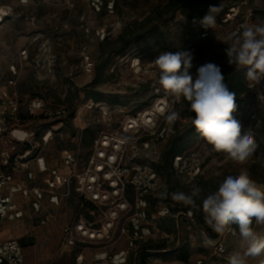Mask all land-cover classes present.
<instances>
[{
    "label": "built area",
    "instance_id": "1",
    "mask_svg": "<svg viewBox=\"0 0 264 264\" xmlns=\"http://www.w3.org/2000/svg\"><path fill=\"white\" fill-rule=\"evenodd\" d=\"M64 1L74 8L78 0ZM84 1L92 2L97 10L103 7V0ZM248 3L249 0H242L233 4L219 18L218 27L234 29L236 35L245 25L254 24L253 10H244ZM219 13H213L215 19ZM13 16L12 6L0 5V27ZM209 36L210 32L203 30L201 37ZM26 54L23 51L20 56L27 57ZM88 67L91 71L92 64ZM12 70L16 74V66ZM249 83L255 90L257 84ZM261 86L264 89V80ZM153 96L152 103L140 110L126 106L106 109V105L92 102L85 107L87 113L75 111L71 121L77 129V141L62 149L56 164L50 165L44 152L54 138L56 127L45 129L36 125L35 130L27 124L37 123L39 118L62 123L69 109L63 105L51 107L40 97L21 96L17 80H6L1 74L0 229L4 222H16L24 217L18 194L29 198L38 225H46L52 217L50 209L43 204L48 196L52 205L68 200L75 206V212L62 226L59 258L63 260L41 264H155L152 254L166 249L147 250L150 255L143 263L141 251L153 241L169 237L163 226L167 220L178 234L188 233L191 247L198 241L197 233L202 235L200 244L228 264V257L234 251L223 239H211L208 231L201 229L198 205L186 206L172 198L177 192L170 189L166 176L158 168L177 120L168 123L166 116L176 112L183 98L176 101L161 86L155 87ZM96 109L98 120L90 118ZM88 128L96 131L90 145L84 140V131ZM206 159L198 151L180 155L173 161L174 175L180 183L189 184L203 173ZM33 165H37L36 171L31 169ZM41 174L44 177L40 178ZM29 182L36 184L31 186ZM232 229L230 226L226 232ZM262 255L251 257L250 261L258 262ZM0 264L39 263L28 262L21 238L11 233L0 241Z\"/></svg>",
    "mask_w": 264,
    "mask_h": 264
},
{
    "label": "rangeland",
    "instance_id": "2",
    "mask_svg": "<svg viewBox=\"0 0 264 264\" xmlns=\"http://www.w3.org/2000/svg\"><path fill=\"white\" fill-rule=\"evenodd\" d=\"M114 1L115 9H113V0H108L109 10L103 11L97 10L90 1L84 3L79 0L74 8H70L64 0H0V5L14 8V16L0 27V75L3 74L6 80L16 79L26 92L24 96L43 98L51 107L63 105L68 108L71 104L68 99L72 98L74 105L77 106L76 111L87 113L85 108L87 104L98 102L87 98V95L97 90L104 95L100 103L106 105V109L110 106H126L130 110H140L143 108L139 106L146 104L147 107L152 103L151 96L159 81L158 69L152 61L161 52L190 51L193 55V67L189 71L195 80L198 67L206 63L219 66L221 43L232 38L234 32L231 28L222 30L217 26L216 21L212 28H204L201 24L194 26L177 13L168 21L166 27H162L163 31L171 32L170 44L165 46L161 43L156 44L153 38L131 39L130 30L133 23L142 20L149 13L155 15L153 12L158 6H164L168 0ZM238 1L218 0L222 8ZM252 7L255 9L254 24L264 21V0L257 1ZM127 28L129 31L124 41L131 39L132 42L128 43L125 51L113 55L107 67V74L111 75V78L104 83L91 86L95 79V67L102 60V40L106 36L116 40ZM205 29L210 32L208 39L201 38ZM190 34H195L198 40L196 49H188V46L183 44V38ZM23 51L27 52V57L20 56ZM89 64H92L91 71L87 70ZM13 66H16V74L12 70ZM255 84H257L256 88L248 95V104L240 115L243 118L240 123L242 134L248 129L254 131L258 145L256 151L245 161L237 162L224 152L211 151V146L199 136L188 151H198L207 158L201 176L212 178V176L239 173L242 169L248 171L254 164L264 166V98L261 99L264 95L261 86L263 80ZM185 109L186 105L182 104L176 110L179 114L177 120L183 118L179 126L182 132L188 129L185 126L189 122V118L182 115ZM92 116L90 117L92 119L100 118L97 109L92 111ZM36 122L27 124L28 128L36 130V125L45 129L53 125L56 127L54 138L44 152L48 163L57 161L61 157L62 149L70 147L77 141V129H74L75 123L71 121L70 116H67L62 123L48 118H39ZM163 174L171 190L174 188V192H182V188L186 185L180 183L177 176L173 173L169 176L167 172ZM193 185L194 183L191 186ZM22 201L26 214L23 220L13 224L12 233L21 238L29 263L41 264L52 260H63L59 258L62 226L74 214L75 206L69 202L52 205L44 200L43 204L50 209L52 217L46 225L40 226L29 198L22 197ZM171 224V221L167 220L163 226L171 228ZM251 227L258 237H264V223L258 224L253 219ZM208 234L211 239L213 235L216 236L209 231ZM167 235L169 237L166 239H158L151 245V248H155L154 246L159 243L166 249L163 253L152 254V259L156 260L155 264H198V261H202L203 264H224L225 262L214 256L210 248L205 247L207 250L199 248L202 240V235L199 233L194 247L190 246L188 233L185 231L178 234L173 230ZM217 236H220L226 246L234 252L243 254L247 248V242L241 237L239 228L235 232H226ZM186 250L190 257V261L187 262L181 259ZM250 258H246V264H264V255L260 256L258 262H252Z\"/></svg>",
    "mask_w": 264,
    "mask_h": 264
},
{
    "label": "clouds",
    "instance_id": "3",
    "mask_svg": "<svg viewBox=\"0 0 264 264\" xmlns=\"http://www.w3.org/2000/svg\"><path fill=\"white\" fill-rule=\"evenodd\" d=\"M219 7H210L201 20L204 28L215 25ZM229 64L237 68H247L246 80L260 83L264 80V21L243 27L242 33L227 48ZM190 51L161 52L152 61L159 72V84L165 93L176 101L181 98L189 103V110L195 115L192 124L195 131L211 146V151L224 152L237 162H243L256 151L258 145L252 129L242 134L241 123L234 118L236 93L229 90L219 66L206 63L197 68L193 80L190 69L193 67ZM178 113L166 116L168 123L178 118ZM201 189L194 187L190 194L173 193L172 198L186 206H196V198ZM202 210L206 223L218 234L224 233L235 224L241 237L247 242L242 254L234 252L228 257V264H246L247 257L264 253V237H258L251 227L264 223V187L252 179L247 170L236 175H228L219 183L218 189L202 200Z\"/></svg>",
    "mask_w": 264,
    "mask_h": 264
},
{
    "label": "trees",
    "instance_id": "4",
    "mask_svg": "<svg viewBox=\"0 0 264 264\" xmlns=\"http://www.w3.org/2000/svg\"><path fill=\"white\" fill-rule=\"evenodd\" d=\"M79 1V0H78ZM81 2H84V0H80ZM242 0H239L238 2H241ZM257 1L259 0H249L248 6L244 8L246 9H252L253 13L255 15V9L252 7ZM233 2L230 6H227L226 8H222L218 0H168V2L164 6H158L157 10H155V15L150 14L143 18L142 20L135 21L133 25L131 26L130 34L132 36L131 39H155L156 44H163L168 45L169 40L171 39V32L169 30L163 31L162 27H166L168 21L176 16L177 13H179L182 17H184L187 21L191 22L193 25L194 23L200 22V20L209 12L210 7H219V16L215 19L218 26L219 18L224 15L226 12H228V9L235 3ZM108 0H104L103 7L101 10L108 11ZM113 9H115V1L113 0ZM102 11V12H103ZM163 24V26H162ZM200 25V24H199ZM222 30H224L222 28ZM128 28L123 31V33L115 40L111 39L110 36H106L102 42V60L99 62L95 67V79L92 82L91 86H96L100 83H104L107 80L111 78V75L107 74V67L111 63L113 55L120 54L123 51H125L128 48V43L132 42L131 39L125 40V36L128 33ZM242 33L240 31L238 34L232 33L231 37L228 41H225L224 43H221L222 50H220V57H219V67L221 69V72L224 76V82L227 84L230 91L236 93L235 102L237 105L236 111L233 113V116L235 119H237L239 122L242 121V116H240L243 113V110H245V107L247 106L248 101V95L251 94L254 90L250 88V83L248 80H246V72L247 68H237L236 65L229 64L228 56H227V48H230L234 42V40ZM202 38V37H201ZM206 39V38H202ZM208 39V38H207ZM219 40V39H217ZM216 43V42H215ZM119 44L120 47L118 46ZM183 44L188 46V49H196L198 48V40L195 36V34H190V36H185L183 38ZM149 85V84H148ZM156 86H160L159 82ZM155 86V87H156ZM154 87V88H155ZM17 91L21 96H24L26 92L25 90L21 88V84L17 81ZM34 97V96H31ZM87 98H92L98 102L102 101L104 98V95L102 92L94 90L91 93L87 95ZM151 98H154L152 95ZM152 100V99H151ZM68 102H70L69 109V115L70 119L74 117L75 111H76V104L74 105L73 99L69 98ZM147 103V102H146ZM182 104L186 105V111L182 113V115L185 118H189L188 124L185 126V128L188 127V129L184 130L183 132L179 130V126L182 122V117L179 120H176L174 122V129L175 134L172 136L170 142L168 145L165 146L162 160L158 164V168L160 171H163V173L167 172L169 176L173 172V161L176 157H179L180 155L189 154L193 151H188L189 147L193 144V142L199 137V134L195 131V128L192 124V118L194 117V113L189 110V103L186 100H182L180 104L177 105V108L181 106ZM146 104H143L139 106L140 108H144ZM177 110V109H176ZM238 115V116H237ZM96 131L92 128H88L84 131V140L85 144L90 145L92 141H94ZM248 172L250 173L253 180H255L258 184H264V166L259 164L252 165ZM238 173L229 174V175H236ZM203 174H199L195 180L189 184H183L186 185L182 189V192L186 194H190L192 189L194 187H199L201 189L200 196L196 198V205L199 206V210L197 211V216L199 219V226L201 229H205L206 231L212 232L213 238L216 241H219L221 239V235L218 237L217 233L212 230L211 227L206 223L205 221V214L202 210V200L205 198L208 194L215 192L218 189L219 183L222 182L228 175L223 176H212V178H207L204 176H201ZM194 183L193 186H191ZM176 187V186H175ZM174 190V188H172ZM171 228H165L168 233H171L174 230L173 224H171ZM208 225V227H207ZM206 226V227H205ZM232 230L230 232H235L236 229H238V226L235 224H232ZM229 232V233H230ZM202 241V240H201ZM155 248H151L150 246H147L143 248L141 251V262L143 263L146 259V257L150 254H148L147 250H163L165 248L162 247L161 244H157L154 246ZM228 247V246H227ZM200 249H206L204 246H199ZM229 248V247H228ZM171 252V250L169 251ZM163 253V252H158ZM217 257V256H216ZM181 259H183L185 262L190 261L189 260V253L186 250L184 255L181 256Z\"/></svg>",
    "mask_w": 264,
    "mask_h": 264
},
{
    "label": "crops",
    "instance_id": "5",
    "mask_svg": "<svg viewBox=\"0 0 264 264\" xmlns=\"http://www.w3.org/2000/svg\"><path fill=\"white\" fill-rule=\"evenodd\" d=\"M47 160V159H46ZM50 163V165H54V164H56V161H49ZM31 169L32 170H34V171H36V169H37V165H33L32 167H31ZM44 175L45 174H41L40 175V178H42V177H44ZM30 183V185L31 186H33V185H35L36 184V182L34 183V182H29ZM40 183H42L41 181H40ZM39 183V184H40ZM22 197H24V196H22V194H18V196H17V199H18V201H19V203H20V206H21V208H22V210H23V212L26 214V212H25V210H24V204H23V201H22ZM45 201L46 202H48V203H50L49 202V197L48 196H45ZM64 202H66V203H68L69 201L67 200V201H64ZM70 203V202H69ZM71 204V203H70ZM20 220H23V218H21V219H19L18 221H20ZM17 222V221H16ZM16 222H13V221H6V222H4L3 223V225H2V227H1V229H0V241H3V240H5L11 233H12V230H14V228H13V224H15ZM25 253H26V249H25ZM27 255V254H26ZM27 260H28V258H27ZM29 262V261H28Z\"/></svg>",
    "mask_w": 264,
    "mask_h": 264
},
{
    "label": "water",
    "instance_id": "6",
    "mask_svg": "<svg viewBox=\"0 0 264 264\" xmlns=\"http://www.w3.org/2000/svg\"><path fill=\"white\" fill-rule=\"evenodd\" d=\"M259 185H261L262 187H264V184H259Z\"/></svg>",
    "mask_w": 264,
    "mask_h": 264
}]
</instances>
